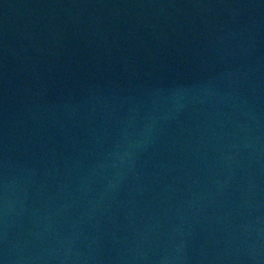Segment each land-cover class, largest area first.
<instances>
[{
  "label": "water",
  "instance_id": "water-1",
  "mask_svg": "<svg viewBox=\"0 0 264 264\" xmlns=\"http://www.w3.org/2000/svg\"><path fill=\"white\" fill-rule=\"evenodd\" d=\"M0 264H264V0H0Z\"/></svg>",
  "mask_w": 264,
  "mask_h": 264
}]
</instances>
